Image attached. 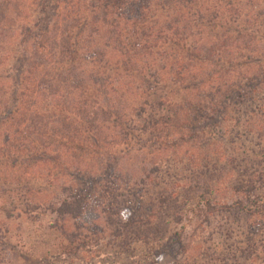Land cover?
<instances>
[{"label": "trees", "instance_id": "16d2710c", "mask_svg": "<svg viewBox=\"0 0 264 264\" xmlns=\"http://www.w3.org/2000/svg\"><path fill=\"white\" fill-rule=\"evenodd\" d=\"M2 44L11 47L0 51V68L9 62L5 73L0 69V82L17 80L19 75L21 80L14 86L18 89L24 79L54 75L59 69L61 80L43 77L45 86L40 85L38 93L49 88L64 100L65 112H75V118H70L73 132L86 129L95 153H102L98 151L104 150L102 141L113 133H107L106 126L114 125L127 135L123 127L129 120L140 124L142 135L151 134L150 145L165 148L173 163L183 161L181 152L191 167L195 161L203 166L212 153L218 155L220 146L217 139L203 140L207 127L220 125L232 135L234 126L225 125L240 114L246 113L245 126H252L257 114L251 110L252 103L258 100L259 114L264 111V0H0V48ZM74 97L80 101L73 104ZM4 101L0 94V125L13 114L2 118L8 109ZM82 137L73 136L72 142ZM12 139L8 136L6 148L0 145V150L5 149L0 156L14 155ZM143 151V146L134 149L126 140L121 149L98 159L88 171L78 166L68 169L63 162L72 179L74 171L86 189L77 194L69 189L72 199L81 195V205L77 206L79 200L64 202L61 211L81 215L93 195L92 187L107 178L114 180L110 189L120 186L122 169L133 165L132 157ZM139 157L142 165L124 181L127 193L149 191L164 183L157 175L162 163L154 161L157 167H151L145 155ZM237 181L230 188L231 198L240 195L235 204L248 213L260 212L263 201L248 206L249 180L239 177ZM192 182L198 201L191 211L208 216L219 188L211 177ZM167 190L148 209L140 205L135 213L156 218L162 204L176 194Z\"/></svg>", "mask_w": 264, "mask_h": 264}, {"label": "rangeland", "instance_id": "374dc122", "mask_svg": "<svg viewBox=\"0 0 264 264\" xmlns=\"http://www.w3.org/2000/svg\"><path fill=\"white\" fill-rule=\"evenodd\" d=\"M10 47L2 44L0 51ZM8 63L0 68L3 73L8 70ZM58 70L54 75L24 79L18 89L14 88L21 80L18 74L13 80L17 82H0L1 98L8 102L2 118L13 112L8 122L0 125V145L4 146L10 136L16 147L10 150L14 155L0 156V264H264V207L260 212L248 213L235 204L240 195L231 198L230 193L231 186L241 177L249 180L246 188L252 189L248 206L259 205V200L264 202V111L258 116V100L251 104V110L257 112L252 126H245V113L225 125L234 126L232 135L220 125L206 128L203 140L217 139L220 146L218 155L212 153L213 157L202 161L203 166L195 161L191 167L181 152L179 159L183 161L179 165L173 163L165 148L157 143L150 145L151 134L142 135L140 124L129 120L123 127L127 135H121L120 128L114 125L105 127L107 133H113L102 141L104 150L98 149L102 152L99 154L90 150L96 147L84 133L86 129L73 132L75 126L70 118L75 112H65L64 100L49 88L38 93V87L45 86L43 77L61 80ZM60 70L63 72L61 66ZM74 98L73 104L80 101V97ZM76 108L79 109L78 104ZM79 135L83 137L72 142L73 136ZM126 140L134 149L143 146L144 151L132 157L133 165L122 169L120 186L110 189L114 180H102L92 187L93 195L81 215L63 213L64 202L81 198L76 195L72 199L69 189L73 188L75 194L86 189L74 171L72 179L63 162L68 163V169L78 166L88 171L99 163L98 159H107L121 149ZM79 145L83 148L79 149ZM213 148L214 145L210 149ZM0 154H5V149ZM140 155H145V162H151V167L162 163L157 175L164 183L141 192L136 181L134 188L138 191L127 193L124 181L142 165ZM198 177H211L219 188L208 216L191 211L198 197L190 185ZM166 188L167 193L176 194L162 204L156 218L135 213L140 205L148 209ZM224 202L230 206L222 207ZM135 217L136 223L130 224Z\"/></svg>", "mask_w": 264, "mask_h": 264}]
</instances>
